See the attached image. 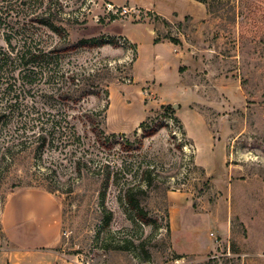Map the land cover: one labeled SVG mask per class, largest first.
<instances>
[{
    "label": "rangeland",
    "instance_id": "obj_1",
    "mask_svg": "<svg viewBox=\"0 0 264 264\" xmlns=\"http://www.w3.org/2000/svg\"><path fill=\"white\" fill-rule=\"evenodd\" d=\"M206 1L35 0L19 10L48 52L62 37L27 21L49 3L70 42L108 43L66 55L50 82L40 71L15 112H25L35 97L39 108L64 110L51 97L70 87L68 74L113 72L117 80L102 126L113 147L91 143L74 159L86 152L94 168L105 162L112 168L106 206L113 220L103 237L147 241L130 252L102 249L95 241L104 227L101 182L79 178L67 151L36 156L20 143L26 132L18 117L0 127V230L14 194H50L47 187L61 231L47 250L17 264H264V0ZM95 105L93 96L84 97L70 111ZM135 187L150 194L143 206L157 220V233L133 223L135 211L122 202Z\"/></svg>",
    "mask_w": 264,
    "mask_h": 264
},
{
    "label": "trees",
    "instance_id": "obj_2",
    "mask_svg": "<svg viewBox=\"0 0 264 264\" xmlns=\"http://www.w3.org/2000/svg\"><path fill=\"white\" fill-rule=\"evenodd\" d=\"M34 1L20 0V2H17L18 4L16 3L13 6L9 0H0V127L20 117L19 126L24 130V133L26 132L25 137L21 139L20 143L32 146L36 156L43 157L45 151L48 149L61 150L62 154L64 151H67L70 161L74 164L75 173L79 178L87 175L99 179L102 184L100 203L104 212L102 219L104 227L97 233L95 241L101 243L102 249L109 252H130L137 248V241L139 243L138 247L142 248L147 240H137L134 236L116 238L113 234L111 235V241L103 237L104 230L111 231V222L113 220V214L106 206V190L112 182L113 175L110 164L105 162L102 166L94 168L93 163L95 161L93 158L88 157L86 152L81 154V157L77 160L74 159L78 155V149L83 146L87 147V145L88 147L89 145L93 147L91 143L103 148L111 149L113 147L114 143L102 128L107 121L111 105L110 86L117 80L113 72L109 70L107 74L90 72L87 75L72 72L68 74L70 87L64 91H58L56 96L51 97L52 99L55 97L64 106V110L48 111L39 108V102L38 100L36 101L35 97L30 105H26L27 110L25 112L16 115L15 108L19 107L23 96L27 93L31 94L34 91L40 71V75L46 77L48 82H50L59 73L60 61L66 55L70 53L74 54L81 49L85 50L87 46L89 47V51L93 49L100 50L108 44L103 39H81L75 43L70 42L63 35L65 29L62 26H57V22L54 21L55 16L51 11L49 3L46 4L43 13L27 21L42 25L62 37L61 42L48 52L41 46L43 45L41 37L39 39L35 31L27 29L28 25L23 21L24 19L19 11L20 9L32 6ZM198 1L207 4L206 0ZM43 5H45L44 2H42ZM169 40L174 44L179 43L178 40L173 38H169ZM155 42L159 43L160 41L156 40ZM132 47L135 49L134 46ZM135 55H137L136 51ZM135 58L133 61L136 60ZM77 80L79 81L78 84H76ZM81 91L83 92L82 97L78 98L77 93ZM89 96H93L96 101L94 107L89 110L79 111L80 114H74L70 111L75 108V105L82 98ZM165 109H172V106H165ZM80 124L84 127L83 131L79 129ZM28 131L32 134L29 135ZM91 136L94 137V141H92ZM87 149L90 152V149ZM143 177H145V186L150 187L152 184L149 169L144 171ZM28 186L33 185L28 184ZM45 190L50 194L54 193L50 188L46 187ZM149 197L148 191L140 187L129 188L124 192L122 202L135 211L136 216H134L135 219H132L133 223L144 227L153 226L155 227L154 233H157L160 229L157 220L149 218L144 208L146 206L144 202ZM166 227L169 231V224ZM181 258L182 256H176L177 260Z\"/></svg>",
    "mask_w": 264,
    "mask_h": 264
},
{
    "label": "crops",
    "instance_id": "obj_3",
    "mask_svg": "<svg viewBox=\"0 0 264 264\" xmlns=\"http://www.w3.org/2000/svg\"><path fill=\"white\" fill-rule=\"evenodd\" d=\"M53 202L52 195L37 192L14 194L9 199L7 215L11 217L7 216L0 230V263L17 264L20 258L45 251L57 241L61 222ZM24 238L34 244L25 245Z\"/></svg>",
    "mask_w": 264,
    "mask_h": 264
},
{
    "label": "water",
    "instance_id": "obj_4",
    "mask_svg": "<svg viewBox=\"0 0 264 264\" xmlns=\"http://www.w3.org/2000/svg\"><path fill=\"white\" fill-rule=\"evenodd\" d=\"M177 107H178V105H174V106H173V108H177Z\"/></svg>",
    "mask_w": 264,
    "mask_h": 264
}]
</instances>
